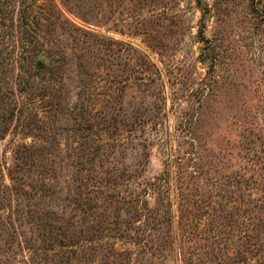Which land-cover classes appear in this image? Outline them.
<instances>
[{
  "label": "rangeland",
  "instance_id": "374dc122",
  "mask_svg": "<svg viewBox=\"0 0 264 264\" xmlns=\"http://www.w3.org/2000/svg\"><path fill=\"white\" fill-rule=\"evenodd\" d=\"M0 264H264V0H0Z\"/></svg>",
  "mask_w": 264,
  "mask_h": 264
}]
</instances>
